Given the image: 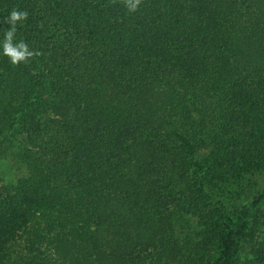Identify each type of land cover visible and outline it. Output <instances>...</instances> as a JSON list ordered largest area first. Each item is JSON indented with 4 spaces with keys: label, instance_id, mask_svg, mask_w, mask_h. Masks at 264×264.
Masks as SVG:
<instances>
[{
    "label": "trees",
    "instance_id": "obj_1",
    "mask_svg": "<svg viewBox=\"0 0 264 264\" xmlns=\"http://www.w3.org/2000/svg\"><path fill=\"white\" fill-rule=\"evenodd\" d=\"M12 9L0 264H264V0H0V40Z\"/></svg>",
    "mask_w": 264,
    "mask_h": 264
},
{
    "label": "clouds",
    "instance_id": "obj_2",
    "mask_svg": "<svg viewBox=\"0 0 264 264\" xmlns=\"http://www.w3.org/2000/svg\"><path fill=\"white\" fill-rule=\"evenodd\" d=\"M142 0H124V5L129 13H135ZM28 12L12 9L6 17L8 27L5 29L3 39L0 40V56L6 57L8 62L16 66L28 63L34 57L42 55L41 52L30 49L29 45L17 38V27L27 20Z\"/></svg>",
    "mask_w": 264,
    "mask_h": 264
},
{
    "label": "rangeland",
    "instance_id": "obj_3",
    "mask_svg": "<svg viewBox=\"0 0 264 264\" xmlns=\"http://www.w3.org/2000/svg\"><path fill=\"white\" fill-rule=\"evenodd\" d=\"M10 165L11 163H8L7 160L0 159V173H2L3 176L13 178L15 176L14 175L15 173L13 167H11ZM263 184H264V176L262 175H256L252 179H249L248 182L244 183V185L240 187L238 197L235 199V201L232 204L237 205L238 202L241 199H243V197L246 196L245 195L246 192H249L254 187L259 188Z\"/></svg>",
    "mask_w": 264,
    "mask_h": 264
}]
</instances>
